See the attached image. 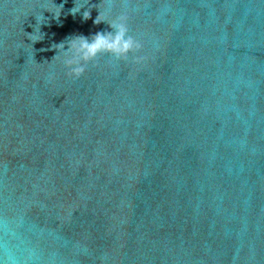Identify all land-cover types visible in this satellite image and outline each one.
Here are the masks:
<instances>
[{"label":"clouds","instance_id":"obj_1","mask_svg":"<svg viewBox=\"0 0 264 264\" xmlns=\"http://www.w3.org/2000/svg\"><path fill=\"white\" fill-rule=\"evenodd\" d=\"M47 11L52 12V9H47ZM80 11V9H75L73 13ZM89 11H85L83 16L85 19L89 17ZM56 17H59V14H55ZM37 23L40 20V17H36ZM100 16L97 17L96 23H100ZM128 29L124 24H120L118 26V31L113 37L111 34L97 33L91 40L85 38L83 36L75 37L73 40L69 41V43L73 47H78L82 52V59L85 61L84 64L77 63L75 66H71V62H69V68L67 75L72 78H80L86 71V64L89 61L95 60V58L100 53H110L116 60H127L130 53L139 52L143 44L140 40L129 36ZM31 36V35H30ZM34 40L35 42L38 41ZM56 48L59 50L64 49V43L60 45H56ZM57 55L53 58L56 59ZM144 57H137L135 62H142Z\"/></svg>","mask_w":264,"mask_h":264}]
</instances>
